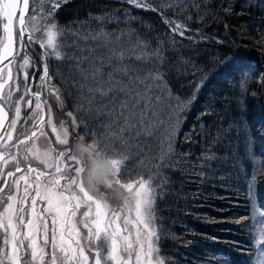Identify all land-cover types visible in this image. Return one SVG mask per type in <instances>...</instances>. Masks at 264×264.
Segmentation results:
<instances>
[{
    "label": "snow or ice",
    "instance_id": "1",
    "mask_svg": "<svg viewBox=\"0 0 264 264\" xmlns=\"http://www.w3.org/2000/svg\"><path fill=\"white\" fill-rule=\"evenodd\" d=\"M70 2L41 0L40 10L34 9V14L26 17L29 0H0V17L6 21L5 39L0 41V264H166L157 247L162 229L157 225L156 201L164 198L170 182L161 169L169 168L168 161L176 155L173 145L178 126L210 78L236 81L240 117L227 129H217L214 137L205 129V118L219 116L213 106L198 114L199 134L211 137V144L199 157L202 170L198 175L203 177V169L220 160L212 147L232 130L237 137L243 134L245 150L242 158L240 144L230 148L233 159L254 161L250 151L253 141L244 120L246 93L253 77L264 88V71L253 69L252 57L244 50L212 61L211 68L166 58V51L179 43L175 37H185L190 30L187 22L204 19L200 15L205 7L202 0H156L155 8L144 0H121L136 8L159 10L168 38L157 41L155 48L134 29L119 28L120 23L136 21L127 13L122 19L105 10L102 15L89 13L86 21L58 24V9ZM165 10L182 18L181 22L165 18ZM110 23H116L117 28L107 30ZM260 39L264 41V33ZM34 46L41 49L36 56L39 65L30 54ZM52 59L66 68L67 76L50 72ZM37 76L39 90L33 91L30 77ZM188 76L200 80L181 83V88L193 89L182 97L173 91L172 80ZM54 77L62 81L65 90L70 86L78 93L77 112L82 118L68 112L69 126L61 122L58 128L51 106L41 99L44 93L54 95L63 107ZM45 125L55 134L54 143ZM80 128L91 143L85 144ZM196 132L193 126L185 139L191 140ZM37 139L43 140L42 150L29 146ZM149 139L160 146L151 168L139 147ZM240 171L248 176L243 167ZM258 175L256 169L246 181L250 198ZM259 233L256 243L262 244L264 225ZM226 264L235 262L229 258Z\"/></svg>",
    "mask_w": 264,
    "mask_h": 264
},
{
    "label": "trees",
    "instance_id": "2",
    "mask_svg": "<svg viewBox=\"0 0 264 264\" xmlns=\"http://www.w3.org/2000/svg\"><path fill=\"white\" fill-rule=\"evenodd\" d=\"M144 2L156 7V0ZM202 3L205 7H202L200 15L204 19L187 22L190 30L185 32V37H175L179 43L175 49L166 51V58L173 63L190 60L200 68H211L212 61L244 50L252 57L253 69L264 71V56H261L264 41L260 39V34L264 33V0H202ZM225 7L229 8L228 12L224 11ZM105 10L115 12L122 19L125 13L136 17L131 24L120 23L119 28L134 29L139 38L148 41L152 48L157 46V41L168 38V29L161 21L159 10L136 8L120 0H71L58 9L55 19L58 24L67 25L73 21H86L89 13L102 15ZM163 15L177 22L182 19L167 10ZM114 28L117 24L110 23L107 30ZM189 37L197 43H190ZM49 70L67 76L66 68L54 59L49 60ZM188 80L199 82L200 77H182L179 81L173 78V91L182 97L188 96L193 89L180 87ZM255 80L253 77L246 93L247 110L244 115L253 141L250 151L254 161L233 159L230 148L240 144L238 154L242 158L245 150L243 134L237 137L236 131L232 130L222 136V143L212 147V152L220 160L205 167L203 177L198 175L202 170L199 157L211 144V137L199 134L198 114L213 106L219 116L205 118V129L213 137L217 129H227L229 123L240 117L236 108V99L240 95L236 81L210 78L200 90L186 119H182L178 126L180 131L173 145L176 155L168 161L169 168L161 169L170 182L164 198L156 201L157 225L162 229L157 247L166 264L168 261L173 264H226L229 258L235 264H264V243H256L260 239L259 229L264 225V215H261L264 214V88ZM53 81L61 89L63 105L71 108L81 119L77 112L76 90L70 86L65 90L58 77ZM193 126L197 132L191 134V140H186L185 136ZM81 132L91 140L83 128ZM139 147L145 153L142 159L151 168L160 153L158 142L149 139ZM241 167L248 173L247 177L240 171ZM256 169H259V175L250 198L246 181L252 179ZM242 217L248 219L245 223L236 224L235 221Z\"/></svg>",
    "mask_w": 264,
    "mask_h": 264
},
{
    "label": "rangeland",
    "instance_id": "3",
    "mask_svg": "<svg viewBox=\"0 0 264 264\" xmlns=\"http://www.w3.org/2000/svg\"><path fill=\"white\" fill-rule=\"evenodd\" d=\"M40 7H41V0H32L31 5H30V7H29V11H28L26 17H27V16H30V15H33V14H34V11H33L34 9L38 12V11L40 10ZM44 10L47 11V5L44 6ZM4 39H5V37H4V35H3V30H2V28H1V23H0V41H3ZM0 47H2V44H0ZM40 51H41V49H40L38 46H34L33 49H30V54H31V56H32V58H33L34 60H36L37 52L40 53ZM36 62H37V64L39 65L40 62H39L38 60H36ZM28 71H29V73H31L32 70L29 69ZM38 79H39L38 76H37L35 79H32V78L30 77V80H31V83H32V90H33V91H37V90H39V89L37 88V81H38ZM53 83L56 84V82H54V81H53ZM56 86H57V84H56ZM41 99H42V100L46 99V100H47V104L51 106V114H52V119H53V116H54V110L56 109V102H57V99L55 98L54 95H49V94H47V93L42 94ZM46 109H47V107H46ZM47 111H48V109H47ZM11 115H12V113H11ZM25 115H26V113H24V112L22 111V116H25ZM45 116H46L45 119H47V115H45ZM53 121H54V120H53ZM21 123H22V121H21ZM25 126L27 127V125H25ZM47 127H48L47 125L44 126V130H45V128H47ZM17 128H18V129L20 128V125H19V124L17 125ZM37 135L39 136V133H38ZM40 141H41V139H37V140H35L32 144H30L29 146L31 147V146H33V144H34V146H35L37 149H41V150H42L43 140L41 141V144H39ZM34 166H35V165H34ZM7 170H11V169H10V168H9V169H5V171H7ZM1 186H3V185H1Z\"/></svg>",
    "mask_w": 264,
    "mask_h": 264
},
{
    "label": "flooded vegetation",
    "instance_id": "4",
    "mask_svg": "<svg viewBox=\"0 0 264 264\" xmlns=\"http://www.w3.org/2000/svg\"><path fill=\"white\" fill-rule=\"evenodd\" d=\"M64 107H67V106L63 105V107H61L60 102H58V101L56 102V109L54 110V116H53V120L54 121L53 122L55 123V125L58 128H59L61 122H64L66 126H69L70 125V119L71 118L68 117L67 114L64 115ZM67 108H69V107H67ZM68 112H72L73 115L76 116L72 110L71 111H68ZM77 119L79 120L80 118L77 116ZM45 131L48 132L49 136L51 137V139L53 140V143H54L55 142V134L52 132L51 128L50 127H47V128H45ZM78 132H79V135L80 136L84 137L85 144L91 143V140L86 139V137L84 136V134L81 132V128L78 129ZM41 141H42V139H41ZM41 141L39 142V144H41ZM69 142H70V144H72L73 146H75L76 141H75V139L73 137H70L69 138ZM34 165L35 166H39L38 163H36V162H34Z\"/></svg>",
    "mask_w": 264,
    "mask_h": 264
},
{
    "label": "water",
    "instance_id": "5",
    "mask_svg": "<svg viewBox=\"0 0 264 264\" xmlns=\"http://www.w3.org/2000/svg\"><path fill=\"white\" fill-rule=\"evenodd\" d=\"M31 2H32V0H29V7H30V5H31ZM28 11H29V9H28L27 12L25 13V15H27ZM15 29H16V20H15V24H14V34H13L14 42H15ZM6 110H7V109H6ZM67 110H68V109L65 108V111H67ZM68 111H69V110H68ZM9 115H10V113H9Z\"/></svg>",
    "mask_w": 264,
    "mask_h": 264
},
{
    "label": "bare ground",
    "instance_id": "6",
    "mask_svg": "<svg viewBox=\"0 0 264 264\" xmlns=\"http://www.w3.org/2000/svg\"><path fill=\"white\" fill-rule=\"evenodd\" d=\"M6 21L3 19V17H0V23H1V28L3 30V24L5 23ZM14 24H15V18H14V23H13V34H14ZM3 35L5 37V33H4V30H3Z\"/></svg>",
    "mask_w": 264,
    "mask_h": 264
}]
</instances>
